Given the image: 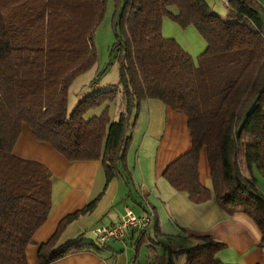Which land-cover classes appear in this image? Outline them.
<instances>
[{
	"label": "trees",
	"instance_id": "16d2710c",
	"mask_svg": "<svg viewBox=\"0 0 264 264\" xmlns=\"http://www.w3.org/2000/svg\"><path fill=\"white\" fill-rule=\"evenodd\" d=\"M107 2L0 0V264H29L27 247L52 207L51 172L14 154L23 127L69 162H101L106 174L102 193L65 217L40 246V264H52L80 250L102 252L111 243L101 245L82 234L56 248L72 222L97 208L113 179L132 181L127 164L131 132L142 103L150 100L186 116L192 138L191 150L167 167L164 179L192 203H207L212 194L199 173L205 149L217 203L229 214L242 212L253 220L264 251V194L255 174L264 179V5L226 0L224 19L206 0H115L111 59L119 65V85L95 90L69 114L71 85L97 63L95 34ZM166 17L184 29L195 27L206 41L198 64L175 39L164 36ZM120 91L127 106L119 121L112 122L109 107L100 116L86 117ZM146 236L138 235L137 251L148 243ZM196 240L174 250L153 239L154 264H175L179 255L186 256V264H225L218 258L225 243ZM157 246L167 253L158 254Z\"/></svg>",
	"mask_w": 264,
	"mask_h": 264
},
{
	"label": "crops",
	"instance_id": "0c3cea01",
	"mask_svg": "<svg viewBox=\"0 0 264 264\" xmlns=\"http://www.w3.org/2000/svg\"><path fill=\"white\" fill-rule=\"evenodd\" d=\"M146 103L149 109L151 105L154 107L153 112L156 114L152 112L150 115L151 123L140 145L138 168L137 155L133 169L128 165L133 174L132 181L128 183L122 177L113 179L97 208L72 222L60 236L56 248L63 247L82 234L91 236L98 227L118 224L127 209H130L138 215H155L152 227L146 234L149 241L155 238L160 243L165 241L164 244L168 241L176 250L195 245L198 237H211L227 246L218 255L223 263L264 264V251L259 247L262 235L257 225L246 214H229L217 203L205 149L201 153L199 173L201 183L212 194V199L207 203H192L187 193L175 191L164 179L167 167L191 150L188 119L161 102L144 101L142 106ZM14 154L20 159L42 164L52 174V207L49 217L35 233L33 243L26 251L29 264H40V246L49 242L65 217L84 209L102 193L106 185V174L101 162H69L49 144L37 141L32 129L26 125ZM143 155L148 158L147 164L143 161ZM255 174L259 190L264 194V179L256 170ZM139 206L142 209L137 213L134 207L139 209ZM137 239L138 235L132 233L122 241L111 242L102 252L80 250L52 264H144L140 252L143 246L136 250ZM149 243L146 244L149 246ZM156 249L159 252L158 246ZM145 264H154L152 255L150 258L146 256Z\"/></svg>",
	"mask_w": 264,
	"mask_h": 264
},
{
	"label": "rangeland",
	"instance_id": "374dc122",
	"mask_svg": "<svg viewBox=\"0 0 264 264\" xmlns=\"http://www.w3.org/2000/svg\"><path fill=\"white\" fill-rule=\"evenodd\" d=\"M210 7L213 9L214 13L220 15L222 18L226 19L229 14V7L226 5L224 0H206ZM260 3L264 5V0H258ZM174 13H177L178 10L176 7L171 9ZM118 12V4L115 0H108L107 9L104 14L101 25L98 27L95 34V45L97 49V63L95 66L79 76L71 85L68 91V113H72L78 103L83 100L87 95L93 93L95 90L104 89L110 90L119 85V65L117 62L113 63L111 59V49L115 42V32L113 28V20L115 14ZM163 34L167 38L175 39L183 48L186 50L194 59L195 63L198 64V57L206 50L207 43L201 36V34L197 31V29L193 26L188 27L186 29L182 28L174 22L171 18L166 17L163 22ZM96 86L97 89H95ZM156 101V100H154ZM159 101H157L158 103ZM149 104H144L141 107V112L136 124V127L132 130L131 136L132 143L128 152L127 164L133 169V161L137 155V161L140 160V145L142 144V140L144 136L147 134L148 126L151 123V117L154 112V107L151 105L149 109ZM127 99L122 91H120L116 97V99L109 103L108 105H104L101 108L90 111L87 114V118H91L94 116H100L106 107H109V116L112 122L119 121L121 115L126 111ZM153 112V113H152ZM156 114V113H154ZM135 117V113L131 115V122ZM147 142V140H146ZM147 146V143L145 144ZM150 151V150H149ZM143 161L147 164L148 158L143 155ZM132 162V163H131ZM139 166V161L137 164V168ZM131 178H133V174H131ZM134 190H136L134 188ZM136 200H139L135 196ZM132 204L135 205L134 202ZM137 213L141 211L134 207ZM138 215V214H137ZM125 216V215H124ZM123 216V217H124ZM152 227V225H151ZM149 226L147 229L141 232H136L137 235L141 233L147 234L148 230L151 229ZM100 228V227H98ZM96 228V229H98ZM95 229V230H96ZM91 236H88L87 239H96L98 241V236L94 234V231ZM146 231V232H145ZM96 237V238H95ZM147 238V237H146ZM145 238V239H146ZM147 240V239H146ZM151 243V241L148 240ZM163 244L165 241H161ZM115 243V242H114ZM149 243V244H150ZM173 244V242H171ZM151 245V244H150ZM166 246H172L168 241ZM160 248L158 254H166L167 252L164 250L163 246H158ZM179 248H177L178 250ZM142 255V262L145 264L146 256L150 258L152 255L151 250L147 244L143 245V250L140 251ZM153 259V255H152ZM187 258L185 255H179L175 257V264H186ZM154 263V262H153Z\"/></svg>",
	"mask_w": 264,
	"mask_h": 264
},
{
	"label": "built area",
	"instance_id": "2783aa9c",
	"mask_svg": "<svg viewBox=\"0 0 264 264\" xmlns=\"http://www.w3.org/2000/svg\"><path fill=\"white\" fill-rule=\"evenodd\" d=\"M224 2L227 3L226 0ZM154 219L153 213L137 215L132 210L127 209L125 216L118 224L100 227L94 231V234L98 236L101 245H106L109 242L122 241L132 233L144 231L149 226L151 227Z\"/></svg>",
	"mask_w": 264,
	"mask_h": 264
}]
</instances>
